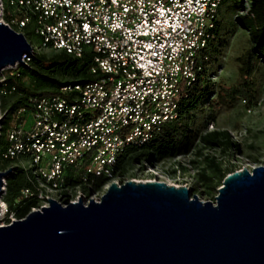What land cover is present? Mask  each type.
<instances>
[{
	"label": "built area",
	"instance_id": "obj_1",
	"mask_svg": "<svg viewBox=\"0 0 264 264\" xmlns=\"http://www.w3.org/2000/svg\"><path fill=\"white\" fill-rule=\"evenodd\" d=\"M0 1V22L27 40L32 31L39 39L38 46L28 40L33 55L49 50L76 59L90 56L96 78L35 97L31 109L10 115L0 160L18 162L1 172L33 170V187L22 190L19 202L34 206L17 218L1 202L0 218L9 215L8 226L52 200L62 206L80 199L85 205L100 202L119 184V157L178 120L188 89L203 73L226 0ZM251 8L246 1L241 14L249 15ZM32 56L24 58L26 66ZM22 66L6 72L15 76ZM208 131H214L212 125ZM97 178L104 180L100 188L93 187Z\"/></svg>",
	"mask_w": 264,
	"mask_h": 264
},
{
	"label": "water",
	"instance_id": "obj_2",
	"mask_svg": "<svg viewBox=\"0 0 264 264\" xmlns=\"http://www.w3.org/2000/svg\"><path fill=\"white\" fill-rule=\"evenodd\" d=\"M33 53L0 22V75ZM13 172L0 171V214ZM49 202L0 226V264H264V166L230 173L215 204L187 187L135 181L88 205Z\"/></svg>",
	"mask_w": 264,
	"mask_h": 264
},
{
	"label": "rangeland",
	"instance_id": "obj_3",
	"mask_svg": "<svg viewBox=\"0 0 264 264\" xmlns=\"http://www.w3.org/2000/svg\"><path fill=\"white\" fill-rule=\"evenodd\" d=\"M233 5L234 1L229 0L219 11L222 26L215 45V61L207 70L206 80L211 94L206 95L186 117L192 134L183 140L182 147L175 156L165 160L154 156L149 163L131 167L125 174L118 176L119 184L128 181L163 182L175 187H187L199 200L215 204L218 190L230 173L244 169L251 171L255 167L264 166V62L259 59L258 70L252 77L255 99L251 107H248L242 98L231 106L224 105L219 109H213L209 105L220 90L239 83L241 64L238 59L252 46L250 32L237 22L239 13ZM30 40L34 46L40 43L35 35H32ZM36 53L48 57L55 54L49 50ZM6 70L8 68L0 75V90L1 82L8 76ZM58 79L70 80L62 75H59ZM21 81L36 92L49 90L47 85L29 74H24ZM7 97L4 112L0 99V118L6 117L9 106L19 98L14 93H9ZM184 123L185 120L181 121L182 125ZM209 125L213 126L214 131H229L233 140L240 145L239 150L223 153L217 149L204 148L200 138L206 126L209 129ZM2 126L3 124L0 126V135ZM211 159H215L214 164L220 167L221 172L216 171ZM7 223L2 216L0 226Z\"/></svg>",
	"mask_w": 264,
	"mask_h": 264
},
{
	"label": "trees",
	"instance_id": "obj_4",
	"mask_svg": "<svg viewBox=\"0 0 264 264\" xmlns=\"http://www.w3.org/2000/svg\"><path fill=\"white\" fill-rule=\"evenodd\" d=\"M227 1L229 0H226L224 3ZM233 1V6L239 13L236 18L237 22L250 32L252 46L238 59V62L241 64L239 83L236 86L220 90L215 98L209 102L210 107L213 109H219L224 105L231 106L241 98L248 107H251L255 99L253 90L254 81L252 77L258 70L259 59L264 62V0ZM246 1H249L252 6L249 15L240 13L244 10ZM8 10L7 8L5 13L6 20L10 19ZM221 26V22L218 21L214 31L215 38L211 41L209 49L206 52L207 59L203 63V73L198 81L188 89L187 97L180 105L178 120L165 124L159 132L155 133L154 138L143 146L128 148L126 153L119 157L116 167L117 176L125 174L131 167L143 164L144 162L149 163L154 156L159 160H165L175 156L180 151L183 140L188 139V136L192 134V131L189 130L186 117L195 110L197 104L200 103L206 95L211 94L208 84L206 83L208 76L206 69L215 61V45L216 42H218ZM31 35H34L33 31ZM28 40L31 42L29 38ZM91 67L92 58L87 55L82 59H76L64 52H55L51 57L35 53L31 57L29 65L20 67L17 75H8L5 83L1 85V91L4 90L7 92V94H1L0 96L3 112L6 109L7 95L9 93H14L18 95L19 98L9 106L8 114L1 127L0 146L5 148L7 145L6 133L9 128L11 114L20 108L31 109V99L40 96L55 95L67 84H84L95 81L96 78L90 73ZM24 74H29L33 78L40 80L49 87V90L36 92L24 85L21 81ZM59 75L69 77L70 80L62 81L58 79ZM13 89L15 90L13 91ZM183 120H185V123L182 125L181 121ZM207 127L208 126L203 130L204 132L200 138L204 148L217 149L223 153L239 150L240 145L233 140L229 131L215 130L210 132ZM17 162L18 160H0V171L7 169ZM211 162L214 164L215 159H211ZM214 166L217 172H221L218 165L214 164ZM13 171V174L6 182V191L2 201L6 204L9 215L15 214L17 218H22L29 213L34 206L33 202H19L22 190L33 187V170L17 167ZM79 174H82V172ZM103 184L104 180L102 178H97L93 183V187L100 188ZM9 215L5 218V222H8Z\"/></svg>",
	"mask_w": 264,
	"mask_h": 264
}]
</instances>
